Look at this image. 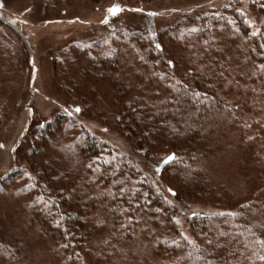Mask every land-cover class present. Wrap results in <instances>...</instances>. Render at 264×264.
Listing matches in <instances>:
<instances>
[{"label":"trees","instance_id":"1","mask_svg":"<svg viewBox=\"0 0 264 264\" xmlns=\"http://www.w3.org/2000/svg\"><path fill=\"white\" fill-rule=\"evenodd\" d=\"M248 11L237 0L209 6L176 22L179 36L166 46L158 40L170 28L157 43L147 28L122 29L114 47L94 43L101 50L78 71L77 56L54 61L60 76L75 68V81L54 75L70 104L74 89L93 94L83 78L110 82L116 111L109 125L132 147L122 149L68 112L32 128L23 157L29 168L15 167L13 175H29L18 191L30 195L26 221L56 241L67 264H162L146 250L166 264H264V159L252 145L264 134V0ZM141 47L154 58L136 60ZM48 143L47 157L36 158ZM226 151L243 196L205 166ZM0 246V259L11 255Z\"/></svg>","mask_w":264,"mask_h":264},{"label":"rangeland","instance_id":"2","mask_svg":"<svg viewBox=\"0 0 264 264\" xmlns=\"http://www.w3.org/2000/svg\"><path fill=\"white\" fill-rule=\"evenodd\" d=\"M228 1L0 0V244L12 251L11 255L9 252L3 255L5 259L1 258L0 264H67L56 241L47 232L29 226L26 221L24 203L30 195L28 191H18L28 186L29 175H13L15 167L29 168L23 157L30 152L33 127L43 125L58 112H68L91 132L112 142L116 139L122 149L132 150L129 143L125 144L121 139L118 141L109 125L116 111L110 82L96 84L91 76L83 78L87 80L81 82L87 87L86 90L94 89L92 95L86 96L82 93L83 89H74L76 99L73 102L80 104V108L76 105L79 108L77 111L74 103L70 104L68 96L58 89L57 78L67 80L72 77L75 81L74 69L77 70L83 60L101 50V45L94 43L104 39L114 47L117 42L112 41L122 36L117 33L122 29L146 31L147 28L152 42L151 39L155 40L161 29L170 28L162 34V43L158 40V44L163 46L164 42L166 46L169 40L173 43V39L179 36L173 37V26L180 19ZM237 1L240 8L246 13L250 12L248 6L253 0ZM114 6L120 10L115 13L109 11ZM83 46L86 47L82 49ZM135 52L136 60L149 55L142 47ZM67 54L77 56L78 62L70 72L65 68V75L60 76L63 69H56L54 61L59 66L63 63L60 60L67 61ZM148 57L154 58L152 55ZM58 71L56 78L54 75ZM70 129L72 134L79 132L77 125H71ZM262 136L252 145L254 150H260V156L264 159V134ZM49 150L50 144H45L36 158H46V151ZM227 151L209 156L205 166L213 177L227 183L236 194L243 196L242 175L232 166L236 161L227 157ZM242 162L244 166L251 167L250 154L243 155ZM59 163L64 165V160L61 158ZM9 174L10 177H7ZM157 235L155 233L153 241ZM146 251L151 261L166 264L167 260L161 254Z\"/></svg>","mask_w":264,"mask_h":264},{"label":"snow or ice","instance_id":"3","mask_svg":"<svg viewBox=\"0 0 264 264\" xmlns=\"http://www.w3.org/2000/svg\"><path fill=\"white\" fill-rule=\"evenodd\" d=\"M119 10L120 9L118 7H115V6L113 8H111V9H109V11H111L113 13L118 12ZM77 111H79V108H77ZM174 158H175L174 155H171V156L167 157V160L170 161V160H172ZM261 258L264 259V257H261Z\"/></svg>","mask_w":264,"mask_h":264}]
</instances>
